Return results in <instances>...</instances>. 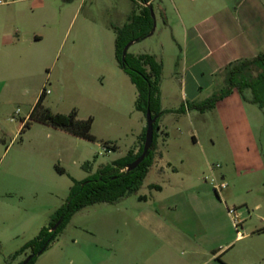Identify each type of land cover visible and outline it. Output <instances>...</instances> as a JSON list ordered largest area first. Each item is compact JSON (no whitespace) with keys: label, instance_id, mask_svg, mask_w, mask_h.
<instances>
[{"label":"rangeland","instance_id":"obj_1","mask_svg":"<svg viewBox=\"0 0 264 264\" xmlns=\"http://www.w3.org/2000/svg\"><path fill=\"white\" fill-rule=\"evenodd\" d=\"M22 1L25 33L40 40L28 41L25 34L24 64L0 48V56L6 60L10 57L6 66H0V264H22L30 251L20 249L48 226L55 210L64 203L72 179L82 180L123 157L137 140L139 143L146 126L145 116L135 108L136 89L115 59V30L123 21L117 13L118 0ZM127 8L133 9L129 0ZM9 14L0 10V17ZM179 44L180 40L157 33L130 49L137 55L153 56L161 65V105L176 111L185 105L179 92ZM42 91L47 92L42 105L52 113L74 110L79 120L91 118L95 141L30 120L29 113ZM260 112L255 124L260 126L256 133L259 153L255 157L251 148L246 152L250 158L246 172L239 170L237 176L224 178L228 188L218 199L226 211L234 209L233 216L241 213L238 228L229 215V219L221 216L219 228L229 222L234 235L237 231L248 233L234 243L228 264H264V110ZM201 118H167L175 148L172 162L178 164L187 152L197 162L205 161V155L209 163L220 165V175L225 164L215 156L224 148V135L217 122L208 116L205 121ZM193 136L198 138L197 144ZM209 138L214 140V147ZM105 142L115 150L106 151ZM55 167L62 168L63 173ZM204 175L206 180L207 167ZM155 179L149 172L137 194L115 204L97 203L76 212L35 264H203L206 258L192 259L186 250L168 248L141 224L139 210L153 205L150 201L156 190L150 183ZM170 191L163 195L170 201L173 196L176 202L193 200L185 188L174 186ZM138 196H146L148 202L138 200ZM258 203L261 209L254 208ZM173 229L179 232L177 227ZM206 264L221 263L218 259Z\"/></svg>","mask_w":264,"mask_h":264},{"label":"crops","instance_id":"obj_2","mask_svg":"<svg viewBox=\"0 0 264 264\" xmlns=\"http://www.w3.org/2000/svg\"><path fill=\"white\" fill-rule=\"evenodd\" d=\"M127 1L118 0L116 9L123 20L122 25L132 13L141 16L142 11L149 7L153 11L154 25L147 38L157 33H166L172 41L180 40L182 59L179 92L183 104L202 101L220 89L223 86L224 70L230 64L251 59L259 53L264 54V0H129L133 3L131 10L127 8ZM23 2L14 0L0 5L1 11L11 13L0 17V48L6 49L21 64L25 62V34L28 41L40 40L38 36L25 33ZM137 42H132L127 49L128 53L137 55L136 52H130L132 45ZM0 57H3L0 66L10 62V57H7L8 60L4 56ZM161 110L173 112L165 113L158 122L156 155L148 173L154 175V182L162 181L150 183L151 186L158 185L160 189L152 195V201L149 200L153 205L139 210V220L143 226L149 227L154 237L172 250H186L193 255L192 259L206 258L203 264L218 259L221 264H228L232 259L228 253L234 243L246 238L248 233L234 235L229 222L226 227L219 228L221 216H229L218 200L219 196L212 193L213 190L205 180L204 174L209 164L205 155V161L197 162L191 152H187V155L178 159V164H173L172 150L175 148L169 137L167 118L186 116L191 119L193 115H200L204 119L208 116L219 124L225 145L215 157L225 164L219 173L226 179L229 174L237 176L239 170L246 172L245 166L250 161L246 152H250V148L257 157L260 139H257L256 133L260 126L255 124L263 110H255L236 91L205 113H177L176 110L164 109L162 105ZM204 119L201 118L202 121ZM193 140L194 144L198 143V138L193 136ZM248 141L250 147L246 146ZM209 142L215 146L213 139L209 138ZM138 148L137 140L129 150L135 154ZM174 186L180 190L185 188L193 200L176 202L175 196L171 201L163 197L169 189L170 193L173 192ZM254 208L261 209L262 205L258 203ZM174 227L179 232L174 231ZM188 259L191 260V257Z\"/></svg>","mask_w":264,"mask_h":264},{"label":"trees","instance_id":"obj_3","mask_svg":"<svg viewBox=\"0 0 264 264\" xmlns=\"http://www.w3.org/2000/svg\"><path fill=\"white\" fill-rule=\"evenodd\" d=\"M147 2L148 0H141ZM154 19L150 15V8L144 9L141 16L132 13L125 24L115 30V59L118 67L129 77L136 89L137 97L135 108L146 115L147 110L155 118L153 123V139L151 147L144 160L133 170L126 168L136 160L143 148L146 126L139 136V148L134 154L132 150L111 163L101 166L95 173L82 180L72 179L68 195L64 203L53 213L48 226L40 229L36 237L28 241L19 252L30 251V259L27 264H35L38 255L43 253L57 238L69 223L72 216L79 210L97 203L115 204L119 200L130 195L137 194L149 168L155 159L157 143L158 122L162 115L168 112L161 110L160 103V76L161 65L151 55H132L126 52L122 60L124 46L133 41H140L149 36ZM237 91L242 100L264 110V54L259 53L251 59L237 61L227 66L224 70L223 86L215 90L208 98L202 101L187 102L182 105L177 113L197 111L205 113L212 110L216 103ZM45 91H42L29 113V119L42 124L50 125L73 136L88 141H95L91 134L92 119L79 120L76 112L72 110L68 114L52 113L42 105ZM106 151L115 150V146L103 143ZM87 165V164H86ZM59 173L63 169L55 167ZM150 188L159 190L158 185ZM138 200L146 201V196H138ZM60 224L53 229L57 222ZM17 254V253H16Z\"/></svg>","mask_w":264,"mask_h":264},{"label":"water","instance_id":"obj_4","mask_svg":"<svg viewBox=\"0 0 264 264\" xmlns=\"http://www.w3.org/2000/svg\"><path fill=\"white\" fill-rule=\"evenodd\" d=\"M150 15H151L152 18H154L153 17V11H152L151 8H150ZM131 44H132V42H129V43H127L124 46V48L122 50V60H124L126 52H127V49L129 48V46ZM145 118H146V130H145V137H144L142 152H141L140 156L136 160H134L131 164H129L127 166V168H126L127 171H131L134 168H136L144 160L146 154L148 153V151H149V149L151 147L152 139H153V123L155 122V118H153L151 116V113L148 110L146 112ZM59 224H60V222L58 221L54 225L53 229H55ZM29 259H30V256L22 264H27Z\"/></svg>","mask_w":264,"mask_h":264},{"label":"built area","instance_id":"obj_5","mask_svg":"<svg viewBox=\"0 0 264 264\" xmlns=\"http://www.w3.org/2000/svg\"><path fill=\"white\" fill-rule=\"evenodd\" d=\"M5 0H0V5L6 4ZM45 93H47L45 91ZM220 168V165L218 163H209L207 166L208 169V176L206 177V181L209 182V185L211 186L213 192L217 196H222V193L225 189L228 188V183L224 180V178L221 175H217L218 169ZM235 213L234 209L227 208V214L230 216L233 226L235 228H238L239 226V219L238 216L233 214ZM233 216V217H232ZM240 233L237 231V235Z\"/></svg>","mask_w":264,"mask_h":264}]
</instances>
